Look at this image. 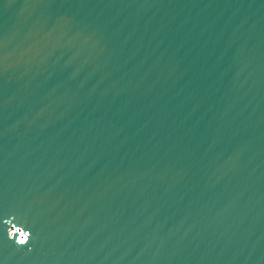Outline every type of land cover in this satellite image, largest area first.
<instances>
[{
	"label": "water",
	"instance_id": "1",
	"mask_svg": "<svg viewBox=\"0 0 264 264\" xmlns=\"http://www.w3.org/2000/svg\"><path fill=\"white\" fill-rule=\"evenodd\" d=\"M0 264H264V0H0Z\"/></svg>",
	"mask_w": 264,
	"mask_h": 264
}]
</instances>
